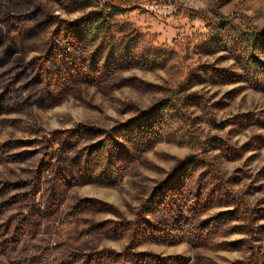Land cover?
<instances>
[{
	"label": "rangeland",
	"instance_id": "obj_1",
	"mask_svg": "<svg viewBox=\"0 0 264 264\" xmlns=\"http://www.w3.org/2000/svg\"><path fill=\"white\" fill-rule=\"evenodd\" d=\"M0 29V71L51 70L0 110V264H264V0H0Z\"/></svg>",
	"mask_w": 264,
	"mask_h": 264
},
{
	"label": "trees",
	"instance_id": "obj_2",
	"mask_svg": "<svg viewBox=\"0 0 264 264\" xmlns=\"http://www.w3.org/2000/svg\"><path fill=\"white\" fill-rule=\"evenodd\" d=\"M196 16L200 17L199 14H196ZM12 23L16 25V23L14 22ZM232 30H234V34L236 35L237 33L236 29H232ZM243 34H244V37L242 38V40L243 41L245 40L248 43H250V45L252 46V52L256 50L264 51V32L253 34L250 31H244ZM24 36L26 37V35H23V37ZM17 45L18 44L16 41L11 40L10 37H8L7 33L4 32L3 29H0V67L5 65L11 60L10 58L17 51V48H18ZM61 47L63 46L61 45ZM64 52L65 51L63 49L62 53L60 54V58L65 55ZM251 58L254 59L255 55L254 54L251 55ZM45 65L47 64L46 63H44V65L30 64L28 66L21 67V66H18L17 63H13L12 61V63H10L4 70H1L0 71V96H1L0 97V105H1L0 110L8 109L9 107H12L11 105L14 102H16L17 104L18 103L22 104L26 102L27 100H29L28 98L30 97L34 98L35 100L42 99L41 93L43 92L45 88L43 85V82H45L46 84V80L43 77V75L48 73V70H49L46 67H44ZM49 71L51 72V70ZM24 92H27V94H25ZM34 92L39 93V96L37 95V97H35L33 95L35 94ZM150 121L151 120L149 118L147 122H150ZM137 124L141 127L143 125L141 121H138ZM81 136H82L81 132L76 131L66 138L59 137L58 140L62 142V146L64 148L70 147V148L75 149L77 148L78 143L82 142ZM129 142L132 148H138L140 145V143L137 141H129ZM42 149H43L42 146H38V148L36 147L33 150H30L28 152L29 153H31V151L40 152L42 151ZM93 151L94 149L92 147H88L86 152L82 154L77 152L74 155H69V157H64L63 160L61 159L62 161H60L58 158L53 159L54 157H52L51 159H49L50 160L49 162H51V166L57 165V164L60 165V167H58V169H56L55 171V174L59 175V178H58L59 180L65 181L67 179L66 170L67 172H69L70 175H73V178H74L73 181L79 180L78 177H80L81 175V172L79 170L83 168V162H85V157L89 156L91 153H93ZM97 151H99V147L95 149V152L93 154L95 155V158L89 162L93 165H95V163L97 164L101 163L100 159L97 158V156L99 155ZM1 159L3 158L1 157ZM69 169H72V170H69ZM42 176L41 175L40 177L38 176L36 183H34L35 189H34L33 195H35L36 192H39L44 186V184L49 185V190H51L50 196L56 195V193L58 192L56 190V185L52 181V177L48 175H46V177H42ZM17 185H20V183L10 182V183H7L6 186L8 187V189H10ZM20 191H23V190H17L16 194L9 196V199L7 198V200H9V202L10 201L14 202L17 200V197H19L21 193L23 194L26 193V192H20Z\"/></svg>",
	"mask_w": 264,
	"mask_h": 264
}]
</instances>
